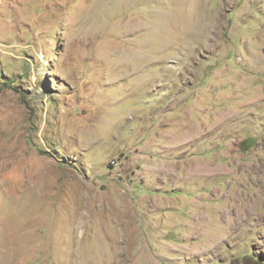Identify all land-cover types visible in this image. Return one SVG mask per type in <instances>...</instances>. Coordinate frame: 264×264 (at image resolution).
Segmentation results:
<instances>
[{"label":"rangeland","instance_id":"374dc122","mask_svg":"<svg viewBox=\"0 0 264 264\" xmlns=\"http://www.w3.org/2000/svg\"><path fill=\"white\" fill-rule=\"evenodd\" d=\"M0 264H264V0H0Z\"/></svg>","mask_w":264,"mask_h":264}]
</instances>
